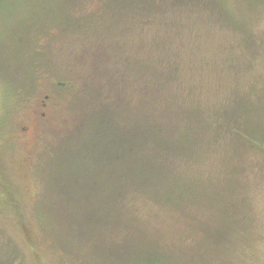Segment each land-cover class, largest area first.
Listing matches in <instances>:
<instances>
[{"label":"rangeland","instance_id":"obj_1","mask_svg":"<svg viewBox=\"0 0 264 264\" xmlns=\"http://www.w3.org/2000/svg\"><path fill=\"white\" fill-rule=\"evenodd\" d=\"M92 91L185 151L109 219L96 153L55 173ZM0 264H264V0H0Z\"/></svg>","mask_w":264,"mask_h":264},{"label":"trees","instance_id":"obj_2","mask_svg":"<svg viewBox=\"0 0 264 264\" xmlns=\"http://www.w3.org/2000/svg\"><path fill=\"white\" fill-rule=\"evenodd\" d=\"M156 11L159 12L158 9ZM90 96V100L86 101L89 105H86L85 110L80 111V125L75 131V138L68 144L73 157L70 160L65 159L61 163V168L55 173L59 182L64 183L66 179L68 184H79L83 187L85 173L81 172L75 177L72 164L77 160L81 163L89 153H96L101 159V165L97 168H102L114 179L115 190L120 192L119 189L124 188V194L118 195L109 206L107 205L109 211L105 209V212L104 208L100 209L96 206L93 208L97 216L105 213L109 219L119 198L125 197L129 192L152 191V185L159 181V174L162 168L168 165V159L185 151L183 143L177 141V137H172L174 126L164 123V119H173L176 114L171 105V98L164 99L167 104L164 105L161 115L156 118L153 113L150 114L145 110L141 111L140 115H134L137 113L135 111L124 112L123 107L115 104L113 98L105 100L106 103L104 102L103 105L99 103L95 105V101H91L97 98L95 93L92 91ZM155 98L157 100L158 97L152 96L148 99V103L151 102L153 105ZM146 99L147 93L142 92L137 109L142 108V103ZM182 111H179L180 115L185 116ZM132 113L135 118L132 117L133 115L130 116ZM112 162L113 168H109L107 165Z\"/></svg>","mask_w":264,"mask_h":264}]
</instances>
